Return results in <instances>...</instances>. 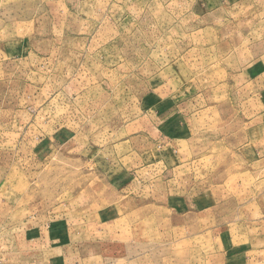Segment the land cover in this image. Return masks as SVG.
I'll list each match as a JSON object with an SVG mask.
<instances>
[{
	"label": "rangeland",
	"instance_id": "374dc122",
	"mask_svg": "<svg viewBox=\"0 0 264 264\" xmlns=\"http://www.w3.org/2000/svg\"><path fill=\"white\" fill-rule=\"evenodd\" d=\"M57 215L264 264V0H0V254Z\"/></svg>",
	"mask_w": 264,
	"mask_h": 264
},
{
	"label": "crops",
	"instance_id": "0c3cea01",
	"mask_svg": "<svg viewBox=\"0 0 264 264\" xmlns=\"http://www.w3.org/2000/svg\"><path fill=\"white\" fill-rule=\"evenodd\" d=\"M68 218L57 215L51 217L49 221L46 219L39 229H32L31 226L25 229L23 233L28 238L23 242L22 252L19 253L23 259L18 260L15 256L16 260L13 262L15 264H111V261H115V264H128L127 261H135L134 257L130 260L125 259L126 257L118 251L122 249L117 248L118 245L128 246L130 243L121 242L120 235L114 236L118 240L117 243L112 242L109 228H105L109 226L104 225L106 222L103 221L98 227L89 225L87 227L89 234L83 235L84 230L80 231V225L70 223ZM32 231L38 234L33 240L29 235ZM9 254L11 258L9 259L12 260L14 257L11 255H15V252Z\"/></svg>",
	"mask_w": 264,
	"mask_h": 264
},
{
	"label": "built area",
	"instance_id": "2783aa9c",
	"mask_svg": "<svg viewBox=\"0 0 264 264\" xmlns=\"http://www.w3.org/2000/svg\"><path fill=\"white\" fill-rule=\"evenodd\" d=\"M0 264H8L6 259L0 254Z\"/></svg>",
	"mask_w": 264,
	"mask_h": 264
}]
</instances>
